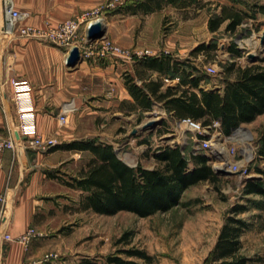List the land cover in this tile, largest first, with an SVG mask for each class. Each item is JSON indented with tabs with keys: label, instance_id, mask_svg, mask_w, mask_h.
<instances>
[{
	"label": "rangeland",
	"instance_id": "374dc122",
	"mask_svg": "<svg viewBox=\"0 0 264 264\" xmlns=\"http://www.w3.org/2000/svg\"><path fill=\"white\" fill-rule=\"evenodd\" d=\"M122 1V4L108 9L126 7L141 0ZM203 2L208 4L200 8V12L194 7L188 11L167 8L161 24V33L163 37L167 33L171 34L174 42L171 48H167L168 52L179 59L188 58L193 65L200 68L207 76L204 81L206 84L224 85L227 64L232 61L246 64L250 54L263 55L261 49L264 18L259 16L246 21L236 34L226 32L224 27L218 32H212L208 20L213 12H218V4L231 5L233 2ZM250 2L251 0H240L236 5L250 10ZM184 15L193 18L184 20ZM213 40L219 45L215 58H209L205 53L192 54V49L197 43H209ZM230 43L239 46L244 55L233 57L228 51ZM150 49L166 52L162 47ZM95 60L107 59L95 58L88 62ZM210 66L217 68V72H209ZM117 116L119 117L84 119L76 132L79 138L113 143L118 155L133 166L142 163L148 168H154L158 165L155 154L168 145L185 144L184 150L190 156L203 138L201 131H204V126L200 121H180L166 110L162 102L155 104L153 110L138 116ZM70 120L71 117L68 122ZM154 120L159 121L154 129H144V124ZM241 126L244 127L230 134L225 133L227 151L222 156H213L211 160L212 167L220 177L219 181H202L188 187L182 195L181 204L167 212L140 217L129 211L114 215L97 214L90 210L80 211L78 206L81 191L67 187L60 180L52 183L50 190L62 191L48 198L38 211L37 230L42 235L36 237L38 240L34 244L37 251L35 264H76L80 256L90 255L103 259L120 248L129 247L146 249L155 258L154 264H205L211 256L222 225L233 215L232 207L238 203H249L248 210L239 216L245 218L249 225L241 238L244 243L242 253L251 257L250 264H264V205L248 201V197L260 200L261 196L245 195L243 189L247 176L232 171L228 168L229 165L222 168L232 172H218L226 160L238 162L245 152H249L253 157L248 164L250 176L262 175L257 166L264 168V164L258 160L257 151L260 132L264 128V114ZM205 137L212 136L205 133ZM89 157L90 152H85L80 162L71 161L65 164L63 171L78 173Z\"/></svg>",
	"mask_w": 264,
	"mask_h": 264
},
{
	"label": "trees",
	"instance_id": "16d2710c",
	"mask_svg": "<svg viewBox=\"0 0 264 264\" xmlns=\"http://www.w3.org/2000/svg\"><path fill=\"white\" fill-rule=\"evenodd\" d=\"M238 1L232 0L231 5L218 4L216 9L220 11L213 12L208 20L212 32L224 27L226 32L236 34L246 21L259 18V15L264 17V1L251 0L248 4L250 10L237 6ZM165 4L200 9L208 3L203 0H142L137 7L151 12ZM218 49V43L213 40L199 44L192 54L205 53L207 57L215 58ZM261 50L264 52V48ZM228 51L233 57L244 55L235 43H230ZM257 55L253 63L237 64L232 61L227 64L222 88L205 87L207 76L200 68L170 53L141 59L143 68L158 70L172 78L179 77L180 82L162 90L165 83L161 79L138 84L131 74H127L126 84L136 101L130 109L141 107L142 111H150L156 102H162L166 110L179 120L191 118L202 125L219 120L223 131L230 134L242 124L251 123L264 114V53ZM66 146L89 151V159L78 173L64 172L62 166L47 169L46 173L67 187L81 191L80 211L90 210L105 215L129 211L140 217H149L181 204L182 195L188 187L202 181L215 183L220 178L211 165L213 157L205 152L188 156L180 145H168L156 153L158 165L154 168L142 163L136 166L129 164L118 155L113 143L77 139ZM257 153L258 160L264 164V128L260 132ZM257 167L262 175L247 177L243 193L261 196L260 200L248 197V201L264 205V168ZM248 207L249 203H238L232 207L233 215L222 225L218 241L205 264H250L251 257L242 253L244 243L241 239L249 225L245 218L239 217ZM78 259L76 264H154L155 260L146 249L138 247L120 248L103 259L90 255Z\"/></svg>",
	"mask_w": 264,
	"mask_h": 264
},
{
	"label": "crops",
	"instance_id": "0c3cea01",
	"mask_svg": "<svg viewBox=\"0 0 264 264\" xmlns=\"http://www.w3.org/2000/svg\"><path fill=\"white\" fill-rule=\"evenodd\" d=\"M14 1L19 11L28 12L30 15L22 19L21 24L40 29H45L50 24L58 25L79 16L83 11L101 8L107 18V36L115 42L126 47H162L165 51L174 45L171 34L167 33L163 37L161 33L165 10L169 7L177 11L192 9L165 4L160 9L146 12L137 7L140 1L122 8L118 6L113 10L106 9L108 0ZM182 18L189 20L193 16L184 15ZM1 19L0 14V21ZM199 44L201 43H197L195 47ZM11 45L6 52L0 54V83L12 76L20 78L24 87L31 92L38 133L56 137L60 144L52 149H37L30 145L29 136H23L17 128L19 116L13 100L14 88L10 84L1 87L0 132H13L18 145L16 149L4 152L0 164V195L5 197L4 201H0V213L5 210L7 218L1 226V232H9L18 238L29 227L38 231V211L48 198L62 191L54 192L49 189L59 179L52 178L46 170L61 166L63 169L71 161L80 162L83 154L88 152L66 146L73 140L86 139L79 138L76 132L84 119L119 117L117 115L138 116L146 112L141 107L130 109V105L136 101L126 84L127 74H131L138 84L161 79L165 83L162 90H166L169 85L179 84L180 78H172L169 74L155 69L143 68L141 60L109 58L88 62L84 59L77 67H70L68 48L37 38H22ZM182 60L190 61L188 58ZM248 62L253 63L250 59ZM204 86L222 88L224 85L212 86L204 83ZM68 101H75L79 109L70 114V122L63 125L58 113ZM157 103L161 104H155ZM62 186L64 187L63 184ZM38 233L42 235L39 231ZM37 238L25 245L17 239L7 241L4 236L0 237V264H35L37 251L34 244Z\"/></svg>",
	"mask_w": 264,
	"mask_h": 264
},
{
	"label": "built area",
	"instance_id": "2783aa9c",
	"mask_svg": "<svg viewBox=\"0 0 264 264\" xmlns=\"http://www.w3.org/2000/svg\"><path fill=\"white\" fill-rule=\"evenodd\" d=\"M122 0H108L106 9L108 7L117 6L122 4ZM0 14L2 19L0 21V54L6 52L13 44L19 39H39L44 42L54 43L63 48H68L69 54L75 47H79L82 57L85 60H92L95 58L100 59H129L131 61H138L141 59L151 58L165 53L156 52L154 49L144 47H126L115 42L109 36L96 39L92 42L89 39V32L95 23L106 24L107 18L101 8H94L93 10L83 11L71 19H67L58 25H48L45 29H40L31 25L21 24L22 19L29 17L28 12L19 11L16 8L14 0H0ZM209 72H217V68L210 66ZM167 81L169 79L167 78ZM10 84L14 88L13 100L16 105L17 115L19 116L18 131L23 136H29V143L33 147L40 149H52L59 145L56 137H49L44 134L38 133L36 118L33 111V102L31 92L24 87L22 81L17 76H12L8 80L0 83V94L2 86ZM79 106L75 101H68L65 103L58 115L60 123L65 125L68 123L70 114L76 112ZM180 121H194L191 118H184ZM196 122V121H195ZM204 126V131H201L203 138L197 144L192 153L203 151L209 156H222L226 150L225 132L219 120H213L210 125ZM243 128V127H240ZM237 128V129H240ZM236 129V130H237ZM214 130V132H211ZM235 131V130H234ZM205 133L211 135V138H206ZM204 135V136H203ZM16 136L13 132L5 134L0 132V164L2 155L5 151L17 148ZM233 152L235 150H232ZM253 159L252 154L245 152L244 156L238 162H227L226 166L232 171L250 176L249 162ZM5 197L0 195V201H4ZM7 220L5 210L0 213V237L4 236L7 241L17 239L25 245H28L35 237L39 235L34 227H29L27 232L20 237L15 238L11 233L1 232V226Z\"/></svg>",
	"mask_w": 264,
	"mask_h": 264
},
{
	"label": "water",
	"instance_id": "95a60500",
	"mask_svg": "<svg viewBox=\"0 0 264 264\" xmlns=\"http://www.w3.org/2000/svg\"><path fill=\"white\" fill-rule=\"evenodd\" d=\"M91 28L92 29L89 32V39L92 42H94V40H96V39H100V38L107 36V27L104 24L95 23ZM262 46L264 48V34L262 36ZM68 57H69L68 58V65L70 67H77L80 64V62L84 60V57H82V54H81L79 47H75L71 51V53L69 54ZM249 58H250V61L253 62V61L257 60L258 55L253 53V54H250ZM158 122L159 121H157V120H154L152 122H147L146 124H144L143 127H144V129H147V128L154 129V127L158 124ZM241 127H244V126H241ZM181 147L184 150L186 148V145L184 144ZM217 157H219V154H217ZM218 172L228 174V172H232V171H230L229 169L226 170V169L222 168Z\"/></svg>",
	"mask_w": 264,
	"mask_h": 264
},
{
	"label": "bare ground",
	"instance_id": "6f19581e",
	"mask_svg": "<svg viewBox=\"0 0 264 264\" xmlns=\"http://www.w3.org/2000/svg\"><path fill=\"white\" fill-rule=\"evenodd\" d=\"M151 122H152V121H151ZM227 162H228L227 160H226V162H223L221 168L224 167V165H225V167H226Z\"/></svg>",
	"mask_w": 264,
	"mask_h": 264
}]
</instances>
